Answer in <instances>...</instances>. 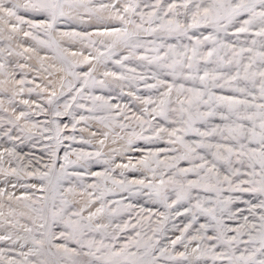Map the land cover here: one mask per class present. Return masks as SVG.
<instances>
[{
  "label": "snow or ice",
  "instance_id": "6c2138e0",
  "mask_svg": "<svg viewBox=\"0 0 264 264\" xmlns=\"http://www.w3.org/2000/svg\"><path fill=\"white\" fill-rule=\"evenodd\" d=\"M0 264H264V0H0Z\"/></svg>",
  "mask_w": 264,
  "mask_h": 264
},
{
  "label": "bare ground",
  "instance_id": "6f19581e",
  "mask_svg": "<svg viewBox=\"0 0 264 264\" xmlns=\"http://www.w3.org/2000/svg\"><path fill=\"white\" fill-rule=\"evenodd\" d=\"M25 150H27V149H25Z\"/></svg>",
  "mask_w": 264,
  "mask_h": 264
}]
</instances>
